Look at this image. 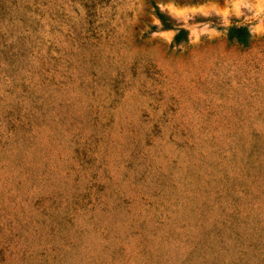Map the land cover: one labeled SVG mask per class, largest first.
I'll list each match as a JSON object with an SVG mask.
<instances>
[{"label":"rangeland","instance_id":"obj_1","mask_svg":"<svg viewBox=\"0 0 264 264\" xmlns=\"http://www.w3.org/2000/svg\"><path fill=\"white\" fill-rule=\"evenodd\" d=\"M0 264H264V5L0 0Z\"/></svg>","mask_w":264,"mask_h":264},{"label":"clouds","instance_id":"obj_2","mask_svg":"<svg viewBox=\"0 0 264 264\" xmlns=\"http://www.w3.org/2000/svg\"><path fill=\"white\" fill-rule=\"evenodd\" d=\"M259 3H260L261 5H264V0H259ZM157 23H159V22H157ZM230 26H231L230 22H229L228 24H225V25H224L225 28H228V27H230ZM236 26H237V27H241L242 25L237 24ZM249 31L251 32V31H253V29L250 28ZM224 35H225V36L227 35V32H226V31H225ZM169 43H171V41H169ZM181 46H182V45H179V46H177V47H181Z\"/></svg>","mask_w":264,"mask_h":264}]
</instances>
